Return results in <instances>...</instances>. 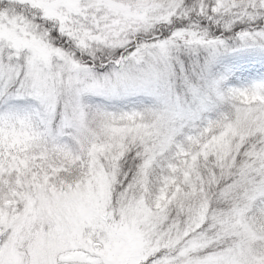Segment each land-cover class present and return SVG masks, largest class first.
Masks as SVG:
<instances>
[{
    "label": "snow or ice",
    "instance_id": "1",
    "mask_svg": "<svg viewBox=\"0 0 264 264\" xmlns=\"http://www.w3.org/2000/svg\"><path fill=\"white\" fill-rule=\"evenodd\" d=\"M0 264H264V0H0Z\"/></svg>",
    "mask_w": 264,
    "mask_h": 264
}]
</instances>
